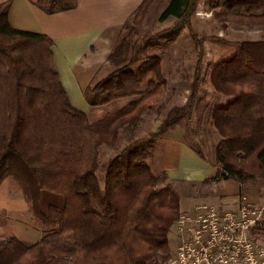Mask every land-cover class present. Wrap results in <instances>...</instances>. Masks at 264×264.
<instances>
[{
	"label": "trees",
	"instance_id": "obj_1",
	"mask_svg": "<svg viewBox=\"0 0 264 264\" xmlns=\"http://www.w3.org/2000/svg\"><path fill=\"white\" fill-rule=\"evenodd\" d=\"M154 1L143 0L125 23L108 58L115 70L85 93L90 106L138 99L96 122L72 105L56 69L54 42L13 28L10 3L0 5V185L7 178L18 183L45 234L31 245L16 237L1 241L0 264H159L169 253L180 202L170 184L160 187L168 178L155 176L147 159L162 134L191 117L206 54L191 22L200 0H170L159 20L186 22L198 60L186 104L166 112L155 132L137 138L144 116L168 89L163 59L146 56L168 31L135 39ZM77 4L37 2L50 15ZM221 8L230 21L264 26V0H226ZM210 80L216 92L231 98L211 115L220 138L216 179L249 185L264 178V40L243 42L233 58L212 67ZM103 146L121 151L103 166L101 180ZM194 148L203 157L200 145Z\"/></svg>",
	"mask_w": 264,
	"mask_h": 264
},
{
	"label": "crops",
	"instance_id": "obj_2",
	"mask_svg": "<svg viewBox=\"0 0 264 264\" xmlns=\"http://www.w3.org/2000/svg\"><path fill=\"white\" fill-rule=\"evenodd\" d=\"M8 2V18L13 28L46 35L54 42L52 51L64 89L72 105L85 113L90 122L111 116L135 100L134 97L122 98L102 106H90L85 93L95 79L109 74L108 58L119 42L125 23L143 0H78L75 9L51 15L37 6L38 0H0V5ZM256 33L257 37L252 41L264 40V29L258 28ZM177 66L175 78L180 79L179 64ZM170 73L168 71V77ZM206 80L205 83L211 84L210 74ZM210 86L212 102L205 103L201 115L195 114L196 119L201 116L197 124L199 128L193 127L190 117L156 140L149 158L152 173L166 175L174 196L179 199L181 214L194 213L204 205L234 209L241 198L252 205L264 206V181L242 185L234 179H216L219 171L216 148L220 138L211 126V115L217 107L229 104L231 98L218 94L212 84ZM168 89L163 102L171 106H166V112L180 107L177 87ZM202 94H205L203 89ZM199 108L197 103L193 112ZM107 109L112 111L107 113ZM164 110V105L160 104L150 112L154 126L161 124L166 114H162ZM196 144L202 148L203 157L195 150ZM33 222L36 220L21 187L13 179H5L0 185V242L12 237L28 245L38 242L45 234ZM258 241L264 247V227Z\"/></svg>",
	"mask_w": 264,
	"mask_h": 264
},
{
	"label": "rangeland",
	"instance_id": "obj_3",
	"mask_svg": "<svg viewBox=\"0 0 264 264\" xmlns=\"http://www.w3.org/2000/svg\"><path fill=\"white\" fill-rule=\"evenodd\" d=\"M224 1L226 0H200L196 13L191 18L192 26L195 32L200 38L204 40V49L206 54L204 58V80L209 77L212 67L222 60L227 61L233 58L243 42L251 41L252 39L256 38V30L258 28L264 29V26L252 28L249 26H243L242 24L236 23L234 21H230V16L226 15L225 13L227 12L221 8V5L224 3ZM169 2L170 0L154 1L148 13L146 14V18L144 19L141 26H139L135 39L140 41L149 35H153L161 31H168L167 33L165 32L160 36L159 40L156 42L157 44L146 53V56H161L163 59V69L168 81V88H171L172 86L177 87L180 96V107H182L188 100L189 88L193 80L194 70L198 60V50L189 36L188 27L185 21L176 20L174 18H170L165 22H161L159 20L160 15L165 10ZM176 26H179V28L175 30ZM172 29L174 30V34H172ZM176 63L179 64L180 79L175 78L176 73L174 70H176V67L178 68ZM114 70L115 67L110 65L109 74ZM208 70L209 72L207 74ZM168 71H171L169 77L167 76ZM210 85L211 84H209V82L205 83V81H203L201 84V91L199 93L198 99H202L200 102L197 101L200 108L199 111H194L191 115V123L194 125L193 127L195 129L199 128L197 124L201 117L200 116L198 119H196L195 114H197V116L201 115L202 111L205 109V103L208 101L212 102L213 100V94L210 92ZM202 89L205 91V94H202ZM170 93L171 90L169 91L168 96ZM165 97L166 95L164 94L160 103L155 106V109H157L160 107V104L164 105L165 110L162 112V114L166 112V109H168L169 106H171V104L169 105L165 101L163 102V100L166 99ZM134 99L136 100L138 97H134ZM167 105L168 107L166 108ZM111 111V109L106 110L107 113ZM152 118L153 116L151 113H147V115L144 116L143 122L140 123L138 129L136 130L137 138L147 137L158 129L159 126L156 127L154 124H152ZM123 137L125 138V136ZM123 144L124 143H122V145ZM120 149L121 148L118 147L108 148L106 146H103L100 149L99 162L101 168L98 171V177L101 180L104 175L103 166L117 153H119L121 151ZM147 161L149 162V158ZM260 180L264 181V178H260L251 184H255ZM167 184H170V182L165 183L162 181L160 183V187H165ZM101 186L104 187L103 182L101 183ZM262 192L264 193V187ZM34 220H36L35 217ZM33 223L36 228L40 227L37 220L36 223ZM262 227H264V222L260 228L262 229ZM177 243L178 239L175 235V232H173L172 227L171 233L169 235L170 251L165 255L164 259H160V261L157 263L161 264L162 262L168 260L173 253V249L176 248Z\"/></svg>",
	"mask_w": 264,
	"mask_h": 264
},
{
	"label": "built area",
	"instance_id": "obj_4",
	"mask_svg": "<svg viewBox=\"0 0 264 264\" xmlns=\"http://www.w3.org/2000/svg\"><path fill=\"white\" fill-rule=\"evenodd\" d=\"M263 222L264 206L245 198L234 209L200 206L175 221L178 243L161 264H264L258 241Z\"/></svg>",
	"mask_w": 264,
	"mask_h": 264
}]
</instances>
